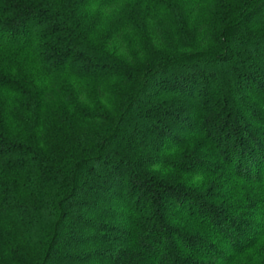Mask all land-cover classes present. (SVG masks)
Instances as JSON below:
<instances>
[{
  "label": "trees",
  "instance_id": "1",
  "mask_svg": "<svg viewBox=\"0 0 264 264\" xmlns=\"http://www.w3.org/2000/svg\"><path fill=\"white\" fill-rule=\"evenodd\" d=\"M258 255L264 0H0V264Z\"/></svg>",
  "mask_w": 264,
  "mask_h": 264
},
{
  "label": "rangeland",
  "instance_id": "2",
  "mask_svg": "<svg viewBox=\"0 0 264 264\" xmlns=\"http://www.w3.org/2000/svg\"><path fill=\"white\" fill-rule=\"evenodd\" d=\"M104 129H105V127H99L98 129H94V130H96L98 132H102V131H104ZM96 134H97V132H96ZM91 135H92L91 133H88L84 137L87 138V137H90ZM75 140H76L75 138L74 139H70V141H69L70 146H72L73 144H75ZM249 264H264V255H258V256H256L254 259H252L249 262Z\"/></svg>",
  "mask_w": 264,
  "mask_h": 264
}]
</instances>
